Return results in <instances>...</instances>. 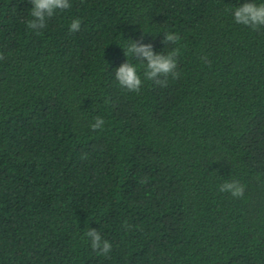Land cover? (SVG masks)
<instances>
[{"label":"trees","instance_id":"16d2710c","mask_svg":"<svg viewBox=\"0 0 264 264\" xmlns=\"http://www.w3.org/2000/svg\"><path fill=\"white\" fill-rule=\"evenodd\" d=\"M69 2L38 34L0 0V264H264V27L233 15L252 0ZM130 39L179 48V78L129 58L143 83L121 88Z\"/></svg>","mask_w":264,"mask_h":264},{"label":"clouds","instance_id":"9594fccd","mask_svg":"<svg viewBox=\"0 0 264 264\" xmlns=\"http://www.w3.org/2000/svg\"><path fill=\"white\" fill-rule=\"evenodd\" d=\"M33 5L30 10L31 19L26 21L29 29L36 30L39 34L41 29L46 27L47 19L53 17L57 10H65L71 7L69 0H29ZM235 22L244 26L251 27L256 30L264 27V3H244L239 7H235L233 13ZM81 21L74 19L69 30L71 32L80 29ZM131 40V39H130ZM180 40L178 34L174 32H165L163 44H177ZM124 55L126 62L122 63L115 71V77L121 88L128 91L139 92L142 86V78L136 64H133L129 58H134L141 62L140 67L143 70V79L154 81L155 84L166 87L168 78L177 79L180 73L177 71V57L180 55V49L175 48L167 52L161 51L154 53L151 44H138L135 40L126 45ZM105 121L97 116L95 122L90 125L93 131L102 130ZM221 192H228L234 198L243 197L245 186L239 181H225L219 189ZM131 227V225H125ZM86 237L90 238L91 248L97 255L107 256L111 250V243L103 239L101 233L96 229H88L85 232Z\"/></svg>","mask_w":264,"mask_h":264}]
</instances>
